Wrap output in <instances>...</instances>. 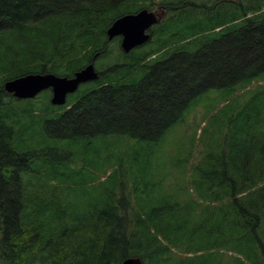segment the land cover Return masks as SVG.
Returning a JSON list of instances; mask_svg holds the SVG:
<instances>
[{
  "label": "trees",
  "instance_id": "obj_1",
  "mask_svg": "<svg viewBox=\"0 0 264 264\" xmlns=\"http://www.w3.org/2000/svg\"><path fill=\"white\" fill-rule=\"evenodd\" d=\"M139 1L0 0V264H121L134 256L144 264H264V83L236 98L243 108L197 156L190 193L182 184L158 192L115 151L105 156L113 169L102 171L98 193L83 192L86 204L75 205L83 194L67 183L69 164L79 162L70 142L127 135L157 143L198 95L264 74V0H164L170 18L152 27L153 43L116 55L106 30ZM95 56L98 80L62 106L49 102L37 113L29 101L28 120L12 119L5 80L71 77ZM37 123L54 146L34 141L21 150ZM55 149L62 155L53 157Z\"/></svg>",
  "mask_w": 264,
  "mask_h": 264
},
{
  "label": "rangeland",
  "instance_id": "obj_2",
  "mask_svg": "<svg viewBox=\"0 0 264 264\" xmlns=\"http://www.w3.org/2000/svg\"><path fill=\"white\" fill-rule=\"evenodd\" d=\"M163 1L156 0L154 4L146 0H140L139 3L132 2L129 10L130 12H136L139 5H148L150 10L161 11L163 9L160 3ZM210 2L213 5V1ZM168 18H170V12L167 11L163 21ZM213 20H202V24L208 26L210 23L215 22ZM104 22L106 20L102 19L100 25ZM171 33L177 37L181 32L177 28L171 27ZM159 44L160 41L158 40L156 48ZM149 45L154 46L153 44ZM146 46H139L136 50ZM118 47H120V43L115 38L112 39L110 48L116 52V55L118 54ZM114 51L112 52V57H115ZM36 66H39V64H36ZM24 68H27V66ZM260 79L245 87L237 86L236 89L234 87L210 88L198 95L197 99L190 104V108L183 119L177 122L157 143L139 141L127 135H110L105 139L84 137L70 142L69 147L72 151H68L74 153L75 159L77 158L79 162L77 164H69L68 172H66L68 176L67 183L79 186L78 189L82 194L83 192L86 194L98 193L100 188L98 178L101 177L100 179L104 180L103 178L106 175L102 171L107 167L109 168L108 172L113 169L112 166H108L105 156L111 152L118 151L119 156L124 159L122 163L127 167L130 174L143 175L146 172L149 181L158 185V192L171 194L174 192L175 187L182 184L187 187V190L189 189L190 193V189L193 186L191 183V169L197 161V156L201 155V152L206 147L208 151L209 146L207 143L210 142V139L217 138L218 134H221L228 127L236 107L238 109L243 108L242 102H238L236 98H240L239 100L242 101L244 98L242 96L247 93L248 88L263 84L264 74L260 76ZM51 96L52 91L49 89L42 91L31 99H16L13 96L11 104L13 108L12 119H16L18 125L27 121L29 117L24 108L30 104L29 101L34 105L35 112L38 113L41 108L47 106ZM41 131L43 132L40 123L28 129L26 134L32 133L29 134L26 142L24 140L20 142V149H31L34 141L36 147H42L45 143L46 147L54 146V139L51 137L42 139ZM62 144H67V142L62 141ZM38 151L40 154L44 153L41 149H38ZM62 153L58 149L51 151L53 157L60 156ZM127 153L128 157H126ZM142 183L143 181L141 180L140 184ZM129 188L130 184L128 183L126 189ZM177 193L179 197L184 195L183 191H178ZM78 200L80 202L76 200L75 205L82 208L83 203L86 204L87 201L86 195L83 194Z\"/></svg>",
  "mask_w": 264,
  "mask_h": 264
},
{
  "label": "water",
  "instance_id": "obj_3",
  "mask_svg": "<svg viewBox=\"0 0 264 264\" xmlns=\"http://www.w3.org/2000/svg\"><path fill=\"white\" fill-rule=\"evenodd\" d=\"M159 16L147 8L136 13H127L116 18L107 29L108 41L121 36V47L129 53L133 48L146 43L150 39L148 30L160 21ZM99 74L95 67V57L92 62L75 72L72 77L59 76L54 73H26L8 79L4 82V89L19 99L36 97L43 90L51 88V103L61 106L67 102L68 95L75 93L79 87L87 82L95 81ZM1 193V189H0ZM121 264H144L141 257L126 258Z\"/></svg>",
  "mask_w": 264,
  "mask_h": 264
},
{
  "label": "flooded vegetation",
  "instance_id": "obj_4",
  "mask_svg": "<svg viewBox=\"0 0 264 264\" xmlns=\"http://www.w3.org/2000/svg\"><path fill=\"white\" fill-rule=\"evenodd\" d=\"M166 13H167V10H162V11H161V14H162V15L164 14V15H163V18H164V16L166 15ZM163 18H162V20H163ZM162 20H161V21H162Z\"/></svg>",
  "mask_w": 264,
  "mask_h": 264
}]
</instances>
